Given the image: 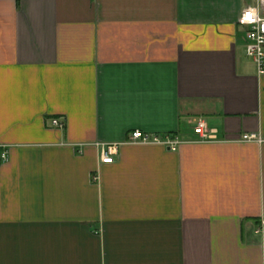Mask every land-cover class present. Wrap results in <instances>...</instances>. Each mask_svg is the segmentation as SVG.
Here are the masks:
<instances>
[{
    "label": "crops",
    "instance_id": "obj_1",
    "mask_svg": "<svg viewBox=\"0 0 264 264\" xmlns=\"http://www.w3.org/2000/svg\"><path fill=\"white\" fill-rule=\"evenodd\" d=\"M254 3L0 0V264H264Z\"/></svg>",
    "mask_w": 264,
    "mask_h": 264
},
{
    "label": "built area",
    "instance_id": "obj_2",
    "mask_svg": "<svg viewBox=\"0 0 264 264\" xmlns=\"http://www.w3.org/2000/svg\"><path fill=\"white\" fill-rule=\"evenodd\" d=\"M255 3L246 7L240 15L239 23L247 26L245 32L246 53L251 57L260 74L264 73V0H254ZM54 125L62 126L58 120L53 121ZM196 130L202 138L211 139L213 132L206 126L203 120L196 123ZM244 141L260 140L252 135L245 134ZM130 142L134 144H161L172 148L179 142L177 138L170 135H156L141 130H134L130 133ZM116 150L108 148L102 151V162L112 163L115 160Z\"/></svg>",
    "mask_w": 264,
    "mask_h": 264
}]
</instances>
